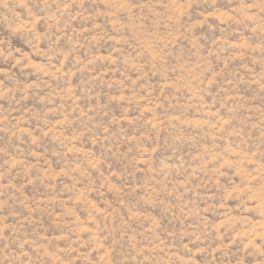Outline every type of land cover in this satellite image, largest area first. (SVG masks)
<instances>
[{
    "label": "rangeland",
    "instance_id": "1",
    "mask_svg": "<svg viewBox=\"0 0 264 264\" xmlns=\"http://www.w3.org/2000/svg\"><path fill=\"white\" fill-rule=\"evenodd\" d=\"M0 264H264V0H0Z\"/></svg>",
    "mask_w": 264,
    "mask_h": 264
}]
</instances>
